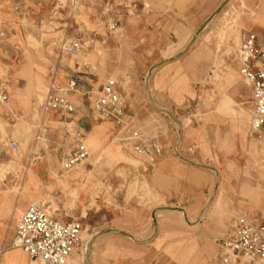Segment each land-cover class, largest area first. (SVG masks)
I'll return each instance as SVG.
<instances>
[{
  "label": "rangeland",
  "instance_id": "1",
  "mask_svg": "<svg viewBox=\"0 0 264 264\" xmlns=\"http://www.w3.org/2000/svg\"><path fill=\"white\" fill-rule=\"evenodd\" d=\"M254 3L0 0V237L28 202L39 201L83 222L77 264H220L215 238L229 218L264 212V128L244 127L252 92L236 60ZM126 12L136 26L143 21L139 42L120 28ZM73 42L83 46L76 55L62 49ZM76 62L102 83L116 79L136 129L119 128L116 140L113 124L98 117L85 141L88 159L64 169L55 151L57 170L49 174L58 183L50 185L36 171L50 158L41 155L43 124L60 117L44 108L49 79L53 68L72 73ZM129 128L145 140L143 153L121 145ZM155 145L168 156L159 164ZM207 184L211 192L197 202Z\"/></svg>",
  "mask_w": 264,
  "mask_h": 264
},
{
  "label": "built area",
  "instance_id": "2",
  "mask_svg": "<svg viewBox=\"0 0 264 264\" xmlns=\"http://www.w3.org/2000/svg\"><path fill=\"white\" fill-rule=\"evenodd\" d=\"M62 49L76 55L82 51L83 46L79 42L63 43ZM239 53L240 71L249 81L252 92L253 129L258 130L264 128V44L255 33L248 32L242 40ZM75 65L74 74L68 78L66 84H59L56 78L49 82L45 98L48 109L60 110L68 119L67 137L61 157L64 169L82 163L90 155L85 133L72 119L76 105L70 94H75L80 87L81 80L78 75L87 73L86 64L76 62ZM83 95L91 115L110 119L119 128L127 129L130 126L128 101L114 78H107L98 90L88 89ZM136 139L137 132L129 128L120 141L130 145L132 150L143 153L146 142ZM12 145L17 146L16 143ZM163 152L162 146H154L156 155ZM82 230L79 219H59L41 202L33 201L20 216L10 247L22 248L32 259L43 260L45 264H77L75 257L83 242ZM218 245L217 259L220 264H255L256 260L264 257V219H233L218 239Z\"/></svg>",
  "mask_w": 264,
  "mask_h": 264
},
{
  "label": "crops",
  "instance_id": "3",
  "mask_svg": "<svg viewBox=\"0 0 264 264\" xmlns=\"http://www.w3.org/2000/svg\"><path fill=\"white\" fill-rule=\"evenodd\" d=\"M254 1H255V3L253 6H255V14L253 13L250 15V18L246 21V26L243 27V30H246L247 33L248 32L255 33L258 36V40L262 44H264V0H254ZM129 7L136 8L137 4L135 2H134V4L131 3V4H129ZM126 16H127V18H125ZM121 18L123 20L118 18V21H121L120 28L123 29L125 36L128 38V41L134 42V43L139 42V39H135V34H138V32L144 33L146 31V30H144L145 26L142 23L143 21L140 22V20H139V24H138V26H136L134 24L135 21H132V19H131V14L127 15V12H126V15H121ZM107 33L110 34L111 36L114 33H116L115 23L108 24ZM108 38H109V36L107 35V39ZM107 39H104L103 42H106ZM86 66L87 67L85 68V71L87 73L78 75L80 80H81V83H80V87H79L78 91L74 95L76 98L75 102H74V104L76 105V111L72 117L75 125L85 133V141L87 139L88 132L93 129L95 124H100L101 122L98 121V117L91 115L90 109L88 106V102L86 100V97L83 95V93L88 89L96 88V87L100 86L101 84H103L101 82L102 81L101 77L98 74L95 75L93 68L90 65H86ZM91 73H93V74H91ZM73 74H74V69L72 70V73L62 74L59 72V70L57 68H53L49 82L53 78H56L57 82L59 84H66L68 78L71 77ZM104 76H106V74ZM109 77L110 76L106 77V79ZM45 110L48 111L49 109H45ZM53 110L57 111L60 114V117L56 121V124H54V125H51V126L48 125L47 126L46 124H48V122L43 124V127L46 129L45 130L46 147L42 146L40 148L41 155L43 156V159L46 158V155H44V153H43L44 151H42V150H46V153H48L50 155V158L43 160V161L38 160V165L36 166V171L41 172L40 176H41L43 182H46V183L48 182V183H50V185H54L55 183H58V182H55V180L50 178L49 172H51V170L53 168L54 169L57 168V162H56V158H54V152L55 151L57 152L60 159L62 157V149L65 145V140L67 137V132H65V131H66V123L68 121L67 117L60 110H57V109H53ZM142 110L143 109H141L140 112H142ZM131 118H133V117L131 116ZM107 120H109V122H111L113 124V128H114L113 134L116 135L115 139L117 140V135L119 134L120 129L115 124V122H113L110 119H107ZM133 126L134 125L131 123L132 128H134ZM134 129H136V128H134ZM121 145L125 149L130 150V147L124 141H121ZM87 147L89 148V151H90L91 148L88 145H87ZM174 152H175V154H177L176 149H174ZM162 156H163L162 154L156 155V157L154 159L155 164H159L160 162H162L163 160L168 158V156H166V157H162ZM169 157H171V156L169 155ZM168 173L170 176H175V174H176L175 172H168ZM215 173H218V172H215ZM260 187H261L260 188L261 191H263L262 186H260ZM218 190H219V185L216 188V192H218ZM197 192H199L200 194L197 196V198H195L196 201L197 202H204L207 199L206 195L211 192L210 191V184L203 186L202 190L201 191L197 190ZM222 192H225V190H222ZM84 198H85V196L83 194V191L81 190V201H78V202L81 203L82 200H84ZM30 203H31V201L28 202L25 210L28 208ZM78 209L80 210L81 208L78 206ZM156 209H157V206H154V208L152 209L153 210V216H155L154 211ZM84 210L86 211L87 214H86V216H84V213H83V216L87 217L90 214V210H88V209H84ZM185 212L188 213V209H186ZM21 213H22V211L20 212V214ZM54 215L57 218L62 219V220H67L70 218H76V217L71 216L69 213L64 214L63 212L55 213ZM242 218H244V217H242ZM254 218L264 219V212L260 211L255 215H251L247 219H254ZM19 219H20V217L18 218V220L14 226V230H10L13 227V225L10 224L8 227L10 229L5 230L6 231L5 235L3 237H0V264H7L8 262L12 263V264H28L30 261V256L28 255V253L25 250H23L22 248H11L10 247V243L12 242V240L15 236V233H16V229H17V226L19 223ZM76 219H79V218H76ZM233 219H235V217L229 218L223 232L215 238V241H217L218 248H219L218 239L225 233L227 227L229 226V224L231 223V221ZM156 221L157 220L154 219L155 224H156ZM81 223L83 226L82 221H81Z\"/></svg>",
  "mask_w": 264,
  "mask_h": 264
},
{
  "label": "bare ground",
  "instance_id": "4",
  "mask_svg": "<svg viewBox=\"0 0 264 264\" xmlns=\"http://www.w3.org/2000/svg\"><path fill=\"white\" fill-rule=\"evenodd\" d=\"M75 1V0H74ZM78 1H76L75 3H73V4H78L77 3ZM222 33L219 35V42H221V40H222ZM239 50H240V47H239V49H238V52H237V58H236V60H237V62H238V72L240 71V64H241V59H240V53H239ZM240 73V76L242 75L241 74V71L239 72ZM242 78H244L243 77V75L241 76ZM247 82H249L246 78H244ZM44 108L45 109H48L46 106H44ZM252 112V116L249 118H247V119H245V121H244V127L246 128L247 127V124H250V128H254V125H253V110L251 111ZM242 134H244V131H242ZM251 134V133H250ZM244 136V135H243ZM242 136V138H245V137H243ZM255 140V139H254ZM42 141H44V139H42ZM254 143V142H253ZM253 143H251V144H253ZM253 145H255L256 146V144H253ZM251 147H252V145H251ZM254 148V147H253ZM255 148H257V147H255ZM263 148H264V146H263ZM34 150H36V147L34 148ZM253 150H255V149H253ZM81 164L82 163H79V164H77L76 166H81ZM71 194L73 195V197L74 196H76V191H75V189H72L71 190ZM180 210V209H179ZM181 213L183 212V211H180ZM31 258V257H30ZM29 264H44V261L43 260H35V259H32L31 258V260H30V262H29Z\"/></svg>",
  "mask_w": 264,
  "mask_h": 264
}]
</instances>
